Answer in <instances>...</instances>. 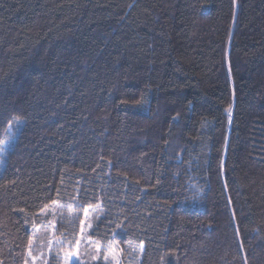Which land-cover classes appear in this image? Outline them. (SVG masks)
Listing matches in <instances>:
<instances>
[{"label": "trees", "instance_id": "16d2710c", "mask_svg": "<svg viewBox=\"0 0 264 264\" xmlns=\"http://www.w3.org/2000/svg\"><path fill=\"white\" fill-rule=\"evenodd\" d=\"M2 143L0 264H264V0H0Z\"/></svg>", "mask_w": 264, "mask_h": 264}, {"label": "rangeland", "instance_id": "374dc122", "mask_svg": "<svg viewBox=\"0 0 264 264\" xmlns=\"http://www.w3.org/2000/svg\"><path fill=\"white\" fill-rule=\"evenodd\" d=\"M5 148V143H2L0 145V149H2L0 153ZM43 213L44 216L52 218L56 211L53 208H49ZM93 218V211L85 210L82 213L80 227L71 238H66L58 231L56 232L54 230V222L49 221L48 233L39 229L35 237L32 238L26 264H49L51 258L56 260L52 261L56 264H85L99 259L107 264H124L122 262V251L117 244L103 245L91 236L90 230ZM68 253L73 255L69 258L67 256Z\"/></svg>", "mask_w": 264, "mask_h": 264}, {"label": "snow or ice", "instance_id": "6c2138e0", "mask_svg": "<svg viewBox=\"0 0 264 264\" xmlns=\"http://www.w3.org/2000/svg\"><path fill=\"white\" fill-rule=\"evenodd\" d=\"M0 150H2V149H0ZM53 203H55V201H54ZM85 214H86V213H85ZM72 255H73L72 253H68V254H67V256H68L69 258H70Z\"/></svg>", "mask_w": 264, "mask_h": 264}]
</instances>
